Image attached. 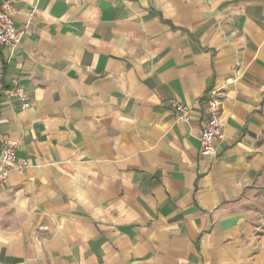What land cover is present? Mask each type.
I'll use <instances>...</instances> for the list:
<instances>
[{"label":"crops","instance_id":"0c3cea01","mask_svg":"<svg viewBox=\"0 0 264 264\" xmlns=\"http://www.w3.org/2000/svg\"><path fill=\"white\" fill-rule=\"evenodd\" d=\"M0 264H264V0H0ZM217 112L216 156L200 133ZM190 109L179 120L174 104Z\"/></svg>","mask_w":264,"mask_h":264},{"label":"built area","instance_id":"2783aa9c","mask_svg":"<svg viewBox=\"0 0 264 264\" xmlns=\"http://www.w3.org/2000/svg\"><path fill=\"white\" fill-rule=\"evenodd\" d=\"M21 33L14 27L12 13L7 5L0 9V49L7 48L15 52L21 41ZM23 99V89L16 85L12 88L0 86V105L1 99L12 98ZM174 108L178 114L179 120L188 121L190 119V109L182 104L175 103ZM220 103L217 100L210 102L212 116L206 121L200 133V152L203 156H216L218 154L219 144L224 137L223 123L217 112ZM18 142L10 138H0V182L8 179L10 171L16 164V153Z\"/></svg>","mask_w":264,"mask_h":264},{"label":"rangeland","instance_id":"374dc122","mask_svg":"<svg viewBox=\"0 0 264 264\" xmlns=\"http://www.w3.org/2000/svg\"><path fill=\"white\" fill-rule=\"evenodd\" d=\"M247 208L252 212L258 232L264 233V185L248 194Z\"/></svg>","mask_w":264,"mask_h":264}]
</instances>
